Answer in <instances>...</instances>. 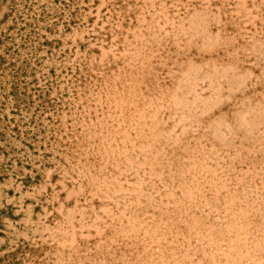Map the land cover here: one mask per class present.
Segmentation results:
<instances>
[{
	"label": "bare ground",
	"instance_id": "1",
	"mask_svg": "<svg viewBox=\"0 0 264 264\" xmlns=\"http://www.w3.org/2000/svg\"><path fill=\"white\" fill-rule=\"evenodd\" d=\"M0 210V264H264V0H0Z\"/></svg>",
	"mask_w": 264,
	"mask_h": 264
},
{
	"label": "rangeland",
	"instance_id": "2",
	"mask_svg": "<svg viewBox=\"0 0 264 264\" xmlns=\"http://www.w3.org/2000/svg\"><path fill=\"white\" fill-rule=\"evenodd\" d=\"M10 206H11V205L7 206V208H6L7 210L12 208V213H10L11 210H8V212L10 213V214L8 215V216H10L9 219L12 217L11 215L14 216V214H13V211H14V210H13V207H12V206L10 207ZM4 209H5V208H3V210H4ZM3 210H0V212H1L0 215L3 214V213H2ZM7 210H5V212H6ZM5 212H4V213H5ZM6 213H7V212H6ZM3 215H4V214H3ZM8 216H7V217H8ZM14 218H15V216L12 218V221H13ZM6 219H7V218H6ZM46 261H49V262H50V261H52V258L48 259V256H46Z\"/></svg>",
	"mask_w": 264,
	"mask_h": 264
}]
</instances>
